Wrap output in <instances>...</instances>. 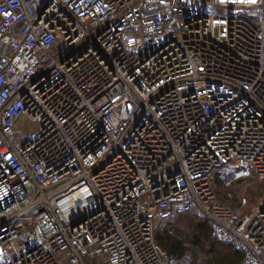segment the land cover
Instances as JSON below:
<instances>
[{"label":"built area","instance_id":"obj_1","mask_svg":"<svg viewBox=\"0 0 264 264\" xmlns=\"http://www.w3.org/2000/svg\"><path fill=\"white\" fill-rule=\"evenodd\" d=\"M259 181L264 0H0V264H195L174 211L264 264Z\"/></svg>","mask_w":264,"mask_h":264},{"label":"trees","instance_id":"obj_2","mask_svg":"<svg viewBox=\"0 0 264 264\" xmlns=\"http://www.w3.org/2000/svg\"><path fill=\"white\" fill-rule=\"evenodd\" d=\"M228 170L220 171L217 175V191L223 200L224 192L219 186ZM156 238L170 254L181 255L186 249L192 250L195 264H242L243 261V252L214 236L209 223L199 214L174 211L157 229Z\"/></svg>","mask_w":264,"mask_h":264},{"label":"rangeland","instance_id":"obj_3","mask_svg":"<svg viewBox=\"0 0 264 264\" xmlns=\"http://www.w3.org/2000/svg\"><path fill=\"white\" fill-rule=\"evenodd\" d=\"M24 126L25 128H30L29 129V132L32 133L33 135H35L37 133V130H39L38 128H36L34 125H31L29 126V123L26 122L24 123ZM24 129V128H23ZM220 188L223 187V185L219 186ZM247 190L245 191V193L247 194V196L249 198H251V200L253 201L254 198L256 196L259 195V192H261V190L264 188V181H259V182H254V183H251L249 184L248 186H246ZM245 188V189H246ZM243 190L241 189L240 193L242 192ZM221 192H224L223 189H221ZM165 223V220L161 221L160 225L158 228H160L163 224ZM195 254V253H194Z\"/></svg>","mask_w":264,"mask_h":264},{"label":"water","instance_id":"obj_4","mask_svg":"<svg viewBox=\"0 0 264 264\" xmlns=\"http://www.w3.org/2000/svg\"><path fill=\"white\" fill-rule=\"evenodd\" d=\"M169 171L171 172V169L169 168Z\"/></svg>","mask_w":264,"mask_h":264}]
</instances>
